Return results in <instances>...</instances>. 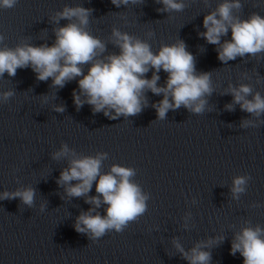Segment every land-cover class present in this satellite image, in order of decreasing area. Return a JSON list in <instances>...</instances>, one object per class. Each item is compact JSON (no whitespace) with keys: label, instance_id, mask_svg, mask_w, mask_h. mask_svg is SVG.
Here are the masks:
<instances>
[{"label":"clouds","instance_id":"obj_1","mask_svg":"<svg viewBox=\"0 0 264 264\" xmlns=\"http://www.w3.org/2000/svg\"><path fill=\"white\" fill-rule=\"evenodd\" d=\"M18 0H0V8L15 7ZM141 0H111L120 8L129 4L136 5ZM162 7L158 12H181L185 9V0H155ZM242 9L240 0H222L216 8L203 18L206 31L199 33L207 43L218 45V59L227 64L237 57L245 55L254 57L264 53V17L252 13L247 19H241ZM93 9L81 5L65 6L57 11L52 21L59 24L66 20L65 26L55 28L54 43L34 46L30 43H20L14 48L4 45L5 36L0 34V78L7 73L15 77L17 69L31 68L38 81L51 79V86L63 88L69 81L78 79L79 92L73 90V102L77 109L87 103L94 113L103 112L109 119L115 120L120 116H135L147 106V91L162 99L154 103L157 118H166L169 110L180 107L186 108L193 114H202L208 104L207 97L211 96L214 88L211 72L198 73L195 58L187 50L183 40L175 43L162 44L158 51L153 52L151 45L127 32L113 27L111 42L119 48V53L107 56L106 44L88 30L89 17ZM231 30V39H225ZM153 33H149L152 36ZM83 65H90L85 74ZM152 71L151 78L146 73ZM163 70L167 78L163 85L159 73ZM232 96V103L225 105L228 111H233V105L259 118L264 114V96L259 91H253L249 84L229 85L225 93ZM15 95L14 90L0 92V103H6ZM81 96L84 99H81ZM251 97V99H249ZM46 101L47 97H43ZM64 112L63 105L54 109ZM255 126L251 120L241 122V127ZM55 160L69 159V166L60 172L57 184L64 186L68 197H85V203L92 205L87 211L77 216L74 229L85 234L89 240L96 241L107 232L115 230L122 232L130 222L136 221L147 211V194H144L138 184L133 182L135 170L130 167L112 165L110 171L101 173L102 161L106 153L95 156H77L66 143L59 151L53 153ZM248 175L233 177L230 189L232 198L239 200L246 192ZM76 181L75 184L72 182ZM95 182L97 195L89 196ZM36 189L28 186L15 191H3L0 200L19 199L23 205L33 207ZM107 205L105 214L97 209ZM260 206V205H256ZM44 205H41L43 211ZM244 227L234 234L231 241L230 254L239 253L243 264H264V228L259 224L252 226L245 222ZM225 237H212L208 241H199L188 250L173 238V244L181 258L188 264H211L213 245L223 242Z\"/></svg>","mask_w":264,"mask_h":264}]
</instances>
